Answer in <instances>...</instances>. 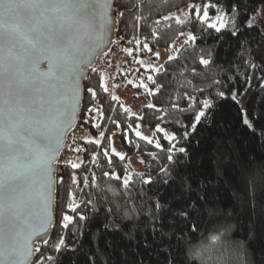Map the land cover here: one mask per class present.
<instances>
[{
  "label": "trees",
  "instance_id": "obj_1",
  "mask_svg": "<svg viewBox=\"0 0 264 264\" xmlns=\"http://www.w3.org/2000/svg\"><path fill=\"white\" fill-rule=\"evenodd\" d=\"M204 4L213 6L210 15L219 9L228 17L220 33L196 21L195 8L182 25L164 19L190 5H200L202 15ZM114 8L124 13L118 15L115 44L119 40L130 44L131 55L125 66L133 67L148 51L169 48L182 34L190 33L196 40L184 45L174 60L166 61L164 72H148L161 88L148 95L154 107L144 108L142 119L130 117L108 91L100 88L102 74L89 73L79 125L98 116L99 127L89 125V138L80 141L81 151L71 163L81 167L72 169L69 165L57 171L55 224L49 244L41 246V251L52 257L51 264H200L196 251L209 242L210 235H219L229 226L230 231L223 232L219 242L231 256V264H264V0H116ZM144 44L150 50L144 49ZM209 55L212 64L205 70L199 65V57ZM253 71L257 81L241 107L231 100V91L241 97L251 86ZM124 78L120 74L114 83L123 84ZM147 87L154 89L155 85L148 81ZM88 88L97 92L95 99ZM219 91L227 98L216 95ZM189 95L197 101L192 109H188ZM204 98L214 106L192 132L190 126L200 110L198 102ZM245 118L253 128H247ZM138 123L152 131L159 125L175 134L177 147H185L187 155L178 153L169 164V143L163 133L154 137L162 150L133 136L125 140V131ZM118 129L124 161L110 153V138ZM185 129L190 133L188 139L183 138ZM93 140H99L100 145L88 142ZM129 158L139 161L140 172H133L127 164ZM164 167L169 168L167 184L160 172ZM104 172L132 176L129 195L119 197L120 211L107 192L85 186L86 180L91 185L93 176L98 188L118 183L105 178ZM149 178L150 184L142 183ZM189 188L191 191H186ZM70 191L75 193L74 200ZM182 191L192 197L188 203L194 204L186 223L167 216L161 227L147 214L157 199L170 202L174 193L178 196ZM200 195L206 199H199ZM69 203L79 205L76 213L68 210ZM133 206L141 211L125 218L123 209ZM64 214L73 217L68 229L60 226ZM80 215L85 219L81 221ZM60 236L66 248L57 253L52 245ZM39 257L37 253L33 264Z\"/></svg>",
  "mask_w": 264,
  "mask_h": 264
},
{
  "label": "snow or ice",
  "instance_id": "obj_2",
  "mask_svg": "<svg viewBox=\"0 0 264 264\" xmlns=\"http://www.w3.org/2000/svg\"><path fill=\"white\" fill-rule=\"evenodd\" d=\"M189 7L195 8L196 21L206 24V29L220 33L226 27L227 19L222 13L208 22L212 5L204 4L202 15L200 5ZM113 11L119 16L124 15L113 8L110 0H0V264H33V257L37 253L40 257L35 260V264H51L52 257L44 255L36 244V238H41L43 245L49 244L45 237L52 223L50 213L56 183L52 166L57 161L64 135L73 126L78 111L83 69L90 67V57L99 48L103 30L110 23L109 14ZM164 19H174L177 25L188 22L187 19L172 16ZM232 35H236L235 31ZM195 40L196 37L189 33L184 44H193ZM142 47L148 49L147 44ZM155 55L158 57L159 53ZM174 59L169 57V60ZM211 64L210 55L209 58L199 57V65L205 70ZM92 71L96 69L92 68ZM150 71L161 73L164 67H154ZM192 71L196 74L195 69ZM147 80L155 85L154 89L149 88V94L155 95L161 85L156 83L153 75H148ZM99 86L105 92L108 91L103 77ZM138 87L147 85L141 83ZM87 92L92 99L96 98L94 89L88 88ZM216 95L221 99L227 98L224 91ZM230 98L236 103L241 102L236 91H231ZM187 99L188 109H192L197 103L196 98L189 95ZM112 100H117V97L112 96ZM198 103L200 110L196 112L190 126L192 132L197 130V125L214 106L208 98ZM147 107L151 109L154 105L148 104ZM124 111L128 112V109ZM243 123L247 128H253L249 119L245 118ZM136 127L139 128V125ZM156 131L163 133V138L169 143L166 150L169 164L174 162L176 154L187 155L185 147H177L179 141L175 134L164 131L159 125ZM135 135L141 141L161 149L159 141L141 135L139 131ZM189 135L185 129L183 138L188 139ZM88 142L100 145L99 140ZM71 150L77 153L81 151L79 147ZM104 155H108L107 150ZM116 155L121 161L125 160L124 155ZM92 159L95 161L96 157ZM140 162L143 163L142 160ZM70 166L72 169L81 167L77 163H71ZM160 172L165 176L163 183L167 184L169 168H161ZM103 176L118 183L98 188L97 179L93 176L91 185L86 180L85 186L107 192L117 204L116 210L120 211L119 197L129 195L132 176L125 174L121 177L109 172H104ZM60 182H63L62 178ZM72 183H77L75 177ZM142 183L150 184L151 179H143ZM186 191L190 192L191 189ZM69 197L74 200L75 193L70 191ZM191 199V196L184 195V191L178 196L174 193L170 202L161 203L157 199L147 214L161 227L167 216L186 223L194 207V204L188 203ZM199 199L205 200L206 195H200ZM90 203L94 204L95 201ZM67 207L70 212L76 213L79 205L69 203ZM38 208L40 211H37ZM140 211L135 206L125 207L123 215L131 218ZM79 219L82 221L85 216L80 215ZM72 223L73 217L64 214L60 226L68 229ZM192 230L195 231V226ZM228 231L230 227L225 226L223 232ZM223 232L210 235V244L196 251L200 264H209L213 245L220 240ZM52 247L57 253L65 249L64 237L60 236ZM217 264L224 262L217 260Z\"/></svg>",
  "mask_w": 264,
  "mask_h": 264
},
{
  "label": "rangeland",
  "instance_id": "obj_3",
  "mask_svg": "<svg viewBox=\"0 0 264 264\" xmlns=\"http://www.w3.org/2000/svg\"><path fill=\"white\" fill-rule=\"evenodd\" d=\"M192 8L187 6L186 8L179 10L177 12L172 13L169 16L179 18L181 20H185L191 13ZM216 11L214 12L213 15H210L209 12V21L212 22V20L215 18V16L219 14H223V16L227 19L228 22V17L222 12V11ZM188 33L180 35L172 44L169 48L166 49H159V50H154V51H148L147 55L143 58H138L134 62L133 67H129L128 65L125 66L127 63V58L130 57L129 54L131 50H129L130 44L129 43H122L121 40H119L118 44H114L113 50L119 48L120 49V59L116 62V64L113 67V71H110L111 65L106 61L103 60L101 62H98L95 69L96 73H100L103 76V81L105 84V87H107L108 92L110 93V96L117 97L118 103L121 104L122 109H128V115L130 117H133L135 119H140L142 117V111L144 108H148L147 105L150 104L148 95H149V90L148 87H138L141 83H144L145 85L148 84V72H151L150 70L154 67H159L162 66L166 61H169V57H175L179 50L186 44H184V41L187 39ZM159 53V56L157 57L155 54ZM123 75L126 79L123 84H118L116 85L114 83V80L117 79L118 75ZM251 86L249 84L248 88L244 92V94L241 97H238V100L241 101L239 105L241 107L244 106L245 101L249 97L252 91V87L254 86L255 82L257 81V74L255 71L251 73ZM125 112V111H124ZM91 124H99L98 121V116H95L92 121L87 122L85 124H80L78 122V125L75 127V129L69 134L66 144L64 146V149L61 151V153L65 150L67 147L69 141H70V136L78 130L82 136L80 138V141L83 139H88L87 137L88 134V129L89 125ZM139 128H131L130 131H125V140L128 141L129 136H133L136 139H139L135 133L139 131L141 135L147 136L150 139H154L155 133H158L156 130L152 131L146 128L144 125L141 123H138ZM136 125V126H137ZM119 134H120V129H118L110 138V153L119 159V156L116 155V153L124 155L126 159V154L119 142ZM140 140V139H139ZM146 142V141H144ZM114 150V151H113ZM60 153V154H61ZM77 153V152H76ZM76 153L73 156V159L76 155ZM71 160V162L73 161ZM70 162V163H71ZM139 162L136 159L129 158L127 159V164L132 168L133 172H140L141 167L137 163ZM57 171L61 167L58 165L57 161ZM66 168V167H65ZM210 241L206 243V245H209ZM202 248V247H201ZM214 251L212 255V259L209 261V264H217V260H223L224 264H231V256H229L225 252V248L220 244V242H216L213 245ZM228 256H227V255Z\"/></svg>",
  "mask_w": 264,
  "mask_h": 264
},
{
  "label": "water",
  "instance_id": "obj_4",
  "mask_svg": "<svg viewBox=\"0 0 264 264\" xmlns=\"http://www.w3.org/2000/svg\"><path fill=\"white\" fill-rule=\"evenodd\" d=\"M116 0H110V2L113 5L114 8V3ZM115 9V8H114ZM117 19H118V14L116 11H113L109 14V20L110 23L104 28L103 30V39L102 42L100 43L99 48L91 55L90 57V61H91V65L90 67H87L85 69H83L84 74L80 77V99H79V107H78V111L76 114V117L73 121V126L65 133L64 135V139H63V143L60 146V151L57 153V156L61 153V151L64 149V146L66 144L67 138L69 136V134L75 129V127L78 125L79 122V117L82 111V105H83V95H84V82L86 81V79L89 76V73L92 71V68H95L98 62H101L103 60L104 57H106L110 51L112 50L116 38H117V31H118V27H117ZM70 95V94H69ZM57 161L54 162L53 164V171H54V176H55V180H56V175H57ZM56 184H57V180L56 183L54 184V191H53V200H54V204L52 205L51 208V225L49 227V231L46 234V237L49 241L51 234H52V230L55 224V201H56ZM37 211H40V209L38 208ZM36 244L38 246H43V244L41 243V238L37 237L36 238ZM35 256L33 257V261H34Z\"/></svg>",
  "mask_w": 264,
  "mask_h": 264
},
{
  "label": "built area",
  "instance_id": "obj_5",
  "mask_svg": "<svg viewBox=\"0 0 264 264\" xmlns=\"http://www.w3.org/2000/svg\"><path fill=\"white\" fill-rule=\"evenodd\" d=\"M120 54L121 52L119 48L114 50L112 49L110 53L104 58V60H106L111 65L110 71H113L114 65L120 59ZM81 136L82 134L78 130H76L70 136V141L65 150L57 156L58 165L61 168H65L70 165V162L73 159L74 154L76 153L71 149L79 147Z\"/></svg>",
  "mask_w": 264,
  "mask_h": 264
}]
</instances>
